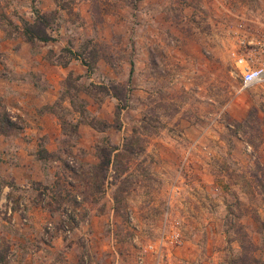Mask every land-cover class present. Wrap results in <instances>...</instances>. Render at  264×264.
I'll use <instances>...</instances> for the list:
<instances>
[{"label": "rangeland", "instance_id": "374dc122", "mask_svg": "<svg viewBox=\"0 0 264 264\" xmlns=\"http://www.w3.org/2000/svg\"><path fill=\"white\" fill-rule=\"evenodd\" d=\"M179 1L181 45L140 0H0V164L47 174H0V264H264V85L234 62L264 0Z\"/></svg>", "mask_w": 264, "mask_h": 264}, {"label": "crops", "instance_id": "0c3cea01", "mask_svg": "<svg viewBox=\"0 0 264 264\" xmlns=\"http://www.w3.org/2000/svg\"><path fill=\"white\" fill-rule=\"evenodd\" d=\"M211 7V3L205 4V7ZM186 6H181L179 0H163L156 6L150 3V0H140L139 12L141 16L140 27L142 32H149L159 34L165 32L167 40L174 43V45H181L183 44V36L181 32V22L182 18H186L189 15V10ZM208 12V11H206ZM87 14L82 13L81 16H86ZM185 39V36H184ZM82 63L75 60L73 62H69L68 65L63 69L64 73L67 71H80V73H84L83 69L86 70L91 76L98 77L101 80H110L112 79V73L109 70L111 67L110 65L107 66V71L103 70L105 68V64L103 61H98L96 67L94 68V72L90 73L87 71V67L81 66ZM81 67V69H80ZM83 68V69H82ZM131 71V70H130ZM107 76V77H106ZM36 107H38L36 105ZM41 108V106H39ZM49 118V115H47ZM82 129L87 130L84 126L79 127V131L82 132ZM114 128H106L105 132H110ZM52 141L45 140V146L49 151L53 148ZM1 151V148H0ZM32 152V150H31ZM22 158L16 157V163H5L0 164V174L7 175V177H12L15 181H21L19 178L20 171L23 172L24 179L23 182H32V181H46V170L44 168H37L34 169V162L32 160L34 158V154L30 152H21L19 154ZM0 154V158H1ZM12 164V165H11ZM7 169V170H6Z\"/></svg>", "mask_w": 264, "mask_h": 264}, {"label": "built area", "instance_id": "2783aa9c", "mask_svg": "<svg viewBox=\"0 0 264 264\" xmlns=\"http://www.w3.org/2000/svg\"><path fill=\"white\" fill-rule=\"evenodd\" d=\"M247 22L241 20L237 25L239 31H236L240 32L241 38L238 41L239 49L234 62L242 89L264 85V23L254 25L255 21L248 22L254 25L252 27L253 25ZM166 237H163V241ZM160 258L161 254L158 259Z\"/></svg>", "mask_w": 264, "mask_h": 264}]
</instances>
